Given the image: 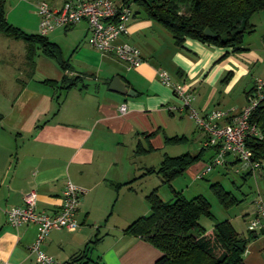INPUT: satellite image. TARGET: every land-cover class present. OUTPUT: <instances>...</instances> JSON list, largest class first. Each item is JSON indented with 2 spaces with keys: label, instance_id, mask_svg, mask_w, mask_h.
<instances>
[{
  "label": "crops",
  "instance_id": "crops-1",
  "mask_svg": "<svg viewBox=\"0 0 264 264\" xmlns=\"http://www.w3.org/2000/svg\"><path fill=\"white\" fill-rule=\"evenodd\" d=\"M40 1L59 8L65 0H6L8 22L26 32L38 33L36 6ZM156 24L140 14L133 15L128 33L117 40L140 49L143 62L134 68H128L113 54L91 47L87 23L80 21L46 35L61 50V42L66 41L70 50L67 57L62 51V58L68 61L69 68L62 70L37 50L31 72L24 47L17 72L8 66L9 60L16 58L14 38L0 32V264H37L29 249L37 226L29 223L14 227L9 224L6 211L23 205L24 195L33 190L37 194V210L54 214L60 209L68 180L85 189L75 216L78 226L51 230L41 243L44 252L73 264V256L92 241L99 249L97 259L90 256V246L86 251L92 264H155L159 250L139 237L123 241V224L109 220L123 197V184L135 179L134 174L128 173L123 180V138L132 132L157 135L165 112L172 119L178 114L193 122L185 112L168 110L179 103L175 102L172 89L161 83L157 70L164 69L174 82H183L193 94V106L202 113L213 109L240 110L247 103L254 81L264 75V66L260 67L264 56L250 45L238 51L186 38L182 47H177L171 35ZM226 72L231 75L223 83ZM63 75L80 76L82 81L68 90L43 82L52 79L60 85ZM115 75L135 94L111 91L108 85ZM122 103L128 104L124 114L119 111ZM192 128L199 132L194 122ZM199 133L202 145L204 134ZM151 141L148 142L152 149L155 146ZM138 144L144 147L138 140L134 152ZM236 162L232 158L228 164ZM254 172L246 170L248 174ZM259 197H264V190ZM257 200L246 212L250 220L256 214ZM229 221L240 237L248 236L249 231ZM243 264H264L261 233H254L246 243Z\"/></svg>",
  "mask_w": 264,
  "mask_h": 264
},
{
  "label": "trees",
  "instance_id": "trees-1",
  "mask_svg": "<svg viewBox=\"0 0 264 264\" xmlns=\"http://www.w3.org/2000/svg\"><path fill=\"white\" fill-rule=\"evenodd\" d=\"M123 4L137 6L133 15H142L167 30L174 44L182 47L186 38L198 40L217 47L243 50L241 46L246 32L253 31L249 22L253 13L264 9V0H121ZM132 11V10H131ZM205 28L213 32V36L204 33ZM0 32L5 36L22 40L25 44V62L34 70L37 50L52 59L62 69L69 68L67 60L62 58L60 46L45 35L29 33L8 22L6 17V0H0ZM231 72L222 78L227 82ZM82 81L80 76L72 78L63 75L60 85L52 79L43 82L51 87L68 90ZM251 121L259 128L261 137L247 138V147L254 160L261 163L264 159V99L255 107ZM153 133L148 134V138ZM186 139L183 135L165 137L167 143H178ZM137 145L136 153L150 151ZM205 148L196 154L189 152L169 156L164 155L158 169L148 168L146 173L155 172L161 176L163 184H168L173 192V200L164 201L153 189L147 195L150 212L130 222L124 234L139 237L150 243L160 255L155 264H243V253L246 243L254 237L249 232L247 237H240L232 223L228 220L216 221L211 229L199 222L201 216L213 218L209 201L198 194L186 198L180 191L171 186V181L181 175L188 167L201 159ZM129 183V182H128ZM127 184V183H126ZM211 188L224 207L238 202L237 198L226 190L219 182L211 183ZM244 242L243 249L237 246ZM89 244L80 253L73 256L72 261L78 264H89L91 259L86 255ZM86 258V261L83 259ZM97 264V263H95Z\"/></svg>",
  "mask_w": 264,
  "mask_h": 264
},
{
  "label": "built area",
  "instance_id": "built-area-1",
  "mask_svg": "<svg viewBox=\"0 0 264 264\" xmlns=\"http://www.w3.org/2000/svg\"><path fill=\"white\" fill-rule=\"evenodd\" d=\"M36 13L40 35L45 36L56 28L85 21L91 47L102 53L113 54L128 68L137 67L143 62L141 51L136 45L125 41L117 42L128 33L132 11L127 4L116 0H65L61 7L54 8L48 2L40 1L36 6ZM157 75L161 83L170 87L179 100L178 106H169L168 110L185 112L204 134L202 148L214 151L210 162L197 174L198 178L204 177L216 166L227 165L229 156L241 162L245 170L255 171L261 167V163L253 159L247 147V138L261 137L258 126L251 121V115L264 99V75L254 81L246 97L247 103L240 110L213 109L205 113L193 106V94L183 82H173L164 69H158ZM119 111L126 113V103L119 106ZM84 192L85 189L68 180L62 192L60 209L56 213L48 214L37 210V194L33 190L24 195L23 205L6 211L7 220L14 227L29 223L37 226L35 240L29 248L35 254L37 264H69L44 252L41 243L51 230L78 226L75 216ZM261 229H264V197H259L256 201V214L247 225L249 232L259 234Z\"/></svg>",
  "mask_w": 264,
  "mask_h": 264
},
{
  "label": "rangeland",
  "instance_id": "rangeland-1",
  "mask_svg": "<svg viewBox=\"0 0 264 264\" xmlns=\"http://www.w3.org/2000/svg\"><path fill=\"white\" fill-rule=\"evenodd\" d=\"M130 8L132 12L137 10V6L134 3H131ZM142 15L141 17H143ZM249 22L253 25L254 30L244 34L241 46L247 47L250 45L252 49L256 50V52H260V54L264 56V9L253 13ZM158 27L170 36V33L161 25ZM13 41H15L13 43L15 46L14 50H16V58L13 57V59H10L8 66H11L13 70L15 69V71H17L16 67L21 64L20 51L24 49L25 44L22 40L13 39ZM61 46L65 55L64 57H67L70 49L66 41H63V43L61 42ZM258 66L259 65L256 67L258 68ZM262 66H264V63L260 67ZM170 77L174 82L171 75ZM87 82L90 83V80ZM242 83L244 84V80ZM240 89L237 94L240 95L239 99L242 102L243 93H240ZM175 102L179 103L177 97L175 98ZM126 105L128 108L127 103ZM229 109L231 108L227 110ZM171 117L172 116L165 112L162 118L163 120L161 121V132L159 131L157 134L158 136L152 134L148 137L149 140H152L150 143H153V146H155L148 152L142 154L134 152L138 140L141 141L144 147H149V140L146 138L145 134L132 132L129 136L123 138V180H126L128 173L134 174L132 176H135V179L127 184H123V197L121 196L118 208L111 215L109 223L117 225L123 224L124 229L137 217L149 214L150 204L147 195H149L153 189H156L157 195L162 200H173L171 187L168 184L162 183L161 176L157 174L156 171L149 174H145V172L141 175L147 167L153 166L155 170L158 169L165 154L169 156L180 155L186 152L196 154L201 149L200 131H194L192 128L193 122L187 118H179L178 114H174V119ZM175 134H186V139L178 143L165 142L164 139L166 136L169 137ZM213 154V149L204 150L201 159L188 167L181 175L175 177L171 181V186L175 190L180 191L186 198L202 194L209 201L211 212L214 217H200L199 222L205 228L211 229L216 221L229 219L232 222L234 221V224L238 223L239 226L242 227V230L248 232L246 223L250 219L249 215L247 218L246 212L250 211L254 200L258 199L259 194H262L264 190V159L261 161V167L255 170L253 174L246 173L242 163L237 161L232 165L216 166L205 174L204 177L198 178L197 174L210 162ZM230 159H232V156L228 157V160ZM213 182H219L237 198L238 202L229 207H224L210 186ZM129 237L131 236L123 232V241ZM89 246L91 247L90 256L93 259H97L98 246L92 241ZM73 264L78 263L75 262ZM90 264H92V262Z\"/></svg>",
  "mask_w": 264,
  "mask_h": 264
},
{
  "label": "water",
  "instance_id": "water-1",
  "mask_svg": "<svg viewBox=\"0 0 264 264\" xmlns=\"http://www.w3.org/2000/svg\"><path fill=\"white\" fill-rule=\"evenodd\" d=\"M204 33L206 35L213 36V32L209 28H205ZM108 88L111 91H115V92H118V93H121V94H127V95H130V96L135 94V92L132 89H129L127 87V85H126V82L118 75H115L111 79V81H110V83L108 85ZM260 233L261 234L264 233V229H261ZM237 246L240 249H243L244 242H238Z\"/></svg>",
  "mask_w": 264,
  "mask_h": 264
}]
</instances>
